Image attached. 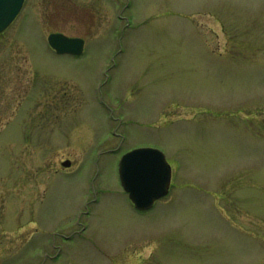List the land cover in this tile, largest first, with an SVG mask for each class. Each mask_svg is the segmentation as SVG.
<instances>
[{
	"label": "rangeland",
	"instance_id": "374dc122",
	"mask_svg": "<svg viewBox=\"0 0 264 264\" xmlns=\"http://www.w3.org/2000/svg\"><path fill=\"white\" fill-rule=\"evenodd\" d=\"M26 6L0 33V264H264V0ZM137 147L172 167L147 210Z\"/></svg>",
	"mask_w": 264,
	"mask_h": 264
},
{
	"label": "water",
	"instance_id": "95a60500",
	"mask_svg": "<svg viewBox=\"0 0 264 264\" xmlns=\"http://www.w3.org/2000/svg\"><path fill=\"white\" fill-rule=\"evenodd\" d=\"M24 0H0V32L17 16ZM49 42L59 53L81 54L84 39L64 33H51ZM70 160L63 162L69 166ZM119 172L124 188L138 209L151 208L155 201L169 192L172 168L165 153L155 147L133 149L123 155Z\"/></svg>",
	"mask_w": 264,
	"mask_h": 264
},
{
	"label": "flooded vegetation",
	"instance_id": "af4514ba",
	"mask_svg": "<svg viewBox=\"0 0 264 264\" xmlns=\"http://www.w3.org/2000/svg\"><path fill=\"white\" fill-rule=\"evenodd\" d=\"M30 0H25L24 1V4H23V7H22V10H21V12H23V10L25 9V7H27L26 5H28V2H29ZM21 14V13H20ZM51 17H53V15H49V18L51 19ZM85 38V37H84ZM86 40V39H85Z\"/></svg>",
	"mask_w": 264,
	"mask_h": 264
}]
</instances>
